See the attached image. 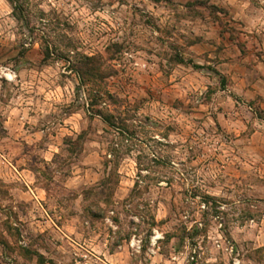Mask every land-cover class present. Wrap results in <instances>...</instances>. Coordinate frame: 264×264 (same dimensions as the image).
<instances>
[{
	"label": "rangeland",
	"instance_id": "374dc122",
	"mask_svg": "<svg viewBox=\"0 0 264 264\" xmlns=\"http://www.w3.org/2000/svg\"><path fill=\"white\" fill-rule=\"evenodd\" d=\"M19 3L0 0V264H178L186 238L229 264L202 239L216 217L264 264V0ZM83 57L106 78L82 86Z\"/></svg>",
	"mask_w": 264,
	"mask_h": 264
},
{
	"label": "built area",
	"instance_id": "2783aa9c",
	"mask_svg": "<svg viewBox=\"0 0 264 264\" xmlns=\"http://www.w3.org/2000/svg\"><path fill=\"white\" fill-rule=\"evenodd\" d=\"M222 209V208H221ZM200 210L206 211L207 206L205 203L200 204ZM187 217H185L186 219ZM216 225L214 226L213 231H206L205 236L202 237V239H205L207 243H212V246L215 247L218 251L223 252V255L227 256L230 261L229 264H241L242 261L239 257V254L237 253L234 246L231 244L230 241H228L222 233L223 224L221 220L216 217ZM192 224L195 226L196 231H202L203 230V224L200 221H193ZM191 228V227H190ZM188 232L190 229H187ZM193 232V231H191ZM213 232V233H212ZM162 239L161 235L157 233V231H153V235L149 238V252L151 254H157L159 251L158 248V242ZM193 241V244L189 242V239L186 238L183 251L173 254L169 260V262H179V260L182 258V261L178 264H216V259L207 256L205 249L201 245V242H195ZM203 242V241H202ZM140 241L135 240L133 238L130 242V247L139 250ZM156 249V250H155Z\"/></svg>",
	"mask_w": 264,
	"mask_h": 264
},
{
	"label": "trees",
	"instance_id": "16d2710c",
	"mask_svg": "<svg viewBox=\"0 0 264 264\" xmlns=\"http://www.w3.org/2000/svg\"><path fill=\"white\" fill-rule=\"evenodd\" d=\"M151 1H153V0H151ZM7 2L12 7V15L15 18V20L17 22H21L25 17L23 16V9H22V5H20V3H19V0H7ZM52 55H53V53L51 51L50 45H49V43H46L45 47L42 50V56H43V60L42 61H43V63L45 64L47 62V60L52 57ZM177 64L185 66V65H187V62H185L181 58H178L177 59ZM188 64L192 65L191 62L188 63ZM192 67L194 69H197V70H202L203 69V67H200V66H197V65H192ZM75 71L77 73L79 83L82 86L87 84V83H94L97 80H103V79L106 78V76L108 74L106 72L107 69L106 68H102L101 64H99V59L87 58V57H83L82 59H80V61L78 62V65H76V67H75ZM90 106L93 107V105H90ZM88 113H89V111H88ZM92 116L93 117H98L99 119H101V121L104 124H106L108 127L114 128V129H118L115 126L114 119L110 115H105L101 111H97ZM81 138H82V135H79L77 137V139H79V140ZM107 186H108V180L107 179H103V180H101L100 182L97 183L95 188L98 190V193L104 194L105 188H107ZM136 188H137V185L134 186V188L132 189L130 195H133V193L135 192Z\"/></svg>",
	"mask_w": 264,
	"mask_h": 264
}]
</instances>
